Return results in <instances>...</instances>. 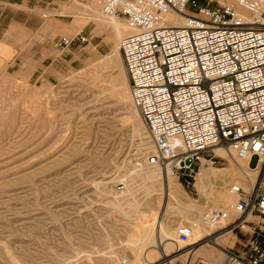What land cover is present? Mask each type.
<instances>
[{"label": "rangeland", "instance_id": "rangeland-1", "mask_svg": "<svg viewBox=\"0 0 264 264\" xmlns=\"http://www.w3.org/2000/svg\"><path fill=\"white\" fill-rule=\"evenodd\" d=\"M62 2L58 9L43 7L38 71L31 76L34 65L18 60L0 68V264H120L134 254H140L137 264H172L190 246L181 243L178 252L162 255L160 226L177 236L179 225L190 224L196 214H187V207L201 202L199 171L222 169L229 161L210 148L192 176L174 174L169 181V170L161 168L158 176L148 175L145 157L154 144L132 106L128 82L117 78L120 39L94 1ZM80 31L90 43L55 48L57 38ZM228 178L224 174L219 182ZM176 186L181 196L174 201L169 191ZM114 197L126 211L138 202L139 212L123 216L108 204ZM151 225L156 243L129 251L125 244ZM223 225L221 220L206 229Z\"/></svg>", "mask_w": 264, "mask_h": 264}, {"label": "built area", "instance_id": "built-area-1", "mask_svg": "<svg viewBox=\"0 0 264 264\" xmlns=\"http://www.w3.org/2000/svg\"><path fill=\"white\" fill-rule=\"evenodd\" d=\"M92 1L131 29L118 50L130 99L154 144L148 165L192 176L213 146L262 159L255 190L247 194L229 186L238 195L236 217L192 241L191 228L179 225L177 240L190 247L210 243L224 230L242 229L253 213L264 222V0ZM171 14L182 15L181 24ZM75 43L90 38L80 31L57 38L54 46ZM228 218L227 210L214 208L203 213L202 222L209 227ZM247 233L241 250H225L223 264H264V227H248Z\"/></svg>", "mask_w": 264, "mask_h": 264}, {"label": "bare ground", "instance_id": "bare-ground-1", "mask_svg": "<svg viewBox=\"0 0 264 264\" xmlns=\"http://www.w3.org/2000/svg\"><path fill=\"white\" fill-rule=\"evenodd\" d=\"M231 2L230 0H228ZM96 11V10H94ZM103 14V13H102ZM98 16V15H97ZM106 22L112 25V28L115 30L116 37L121 39L123 34H129L131 32V29L127 26L124 20H120L116 17L112 16H106ZM182 15L180 14H171L168 16V18L176 24H181L182 22ZM104 17V18H105ZM100 19V18H99ZM102 19V18H101ZM98 22V19H95ZM103 20V19H102ZM102 23V22H101ZM99 25H101L99 23ZM103 26V25H102ZM127 30L129 31L127 33ZM120 41V40H119ZM119 45V43H118ZM116 54L118 56L120 67L118 69L117 78L121 77L122 81L128 82L127 75L124 69V65L122 62V58L120 56L118 46L116 47ZM111 62V61H110ZM132 102V101H131ZM134 107V105L132 104ZM135 108V107H134ZM133 108V109H134ZM136 109V108H135ZM134 109V110H135ZM136 113L139 114L138 110H135ZM141 117V116H140ZM142 119V118H140ZM143 122V120H142ZM144 123V122H143ZM214 147V148H213ZM213 152L216 155H219L221 157H225L229 161V165L222 169H215L213 167H209L207 169H202L199 171L197 176V188L199 190V199L201 202H197L198 200L193 201L189 207H187V214L191 211L195 212L196 217H194L193 220L190 221V224L188 226L191 228V237L190 240H195L198 237H201L207 232H210L211 229H206V226L202 222V215L206 211L205 209H214L218 208L220 210H227L229 213V218L227 220H222V222L225 224L228 222L231 218L237 216V212L234 210L233 205L235 204L236 200L238 199V195L232 193L229 190V186L231 184H237L242 187L243 191H253L256 188V181L258 179L259 173L262 171L263 162L262 159H255L250 157L240 158L238 157L233 151H227L225 148L220 146H213ZM230 153V154H229ZM232 154V156H231ZM256 160L257 165L251 167V163ZM160 167L153 165L151 167L149 165L148 170H146L147 174L149 175L151 173V176H158V169ZM169 172L167 173V177L169 181H172V175H174L169 168H167ZM228 174L229 178L224 181V183H220L219 179L224 175ZM148 176V177H151ZM179 187L176 186L175 189L172 191H169V196L176 201L179 196H181V192H179ZM105 193H111L112 191H103ZM149 192V191H148ZM113 193V192H112ZM194 203L200 204V206H196ZM108 204L113 208L114 210H117L120 212L123 216L128 217V213L132 212L133 214H137L139 212V203L136 201H132L128 204L129 210L126 211L117 201V197H114V201L108 202ZM170 208H174L171 203L168 204ZM169 208V209H170ZM177 208V207H176ZM171 211V210H170ZM175 213L178 212L175 208L173 209ZM186 211V210H185ZM182 212V211H181ZM132 214V216H133ZM191 214V213H190ZM139 215V214H138ZM131 216V215H130ZM184 216L185 213H184ZM252 217V215H248V217ZM132 218V217H131ZM212 226V225H211ZM245 227V225H243ZM133 229H136L135 227ZM140 229V228H139ZM148 231L141 232L142 237L138 239L133 244H125V247L129 251H138V253L141 252L146 246L148 245H154L157 241V235L159 239V244H161V253L162 255H167L172 250H178L182 244L177 240V236L174 235L173 231L170 228L165 227L164 225L160 226V229L157 233V235L153 232V226H148ZM152 248V247H151ZM140 249V250H138ZM140 251V252H139ZM155 252L152 251L150 254H154ZM136 255L133 260H130L128 258H124L121 260H118L120 264H137L139 261L140 254H134ZM124 260V261H123ZM140 262V261H139ZM149 262V260H148ZM147 262V263H148Z\"/></svg>", "mask_w": 264, "mask_h": 264}, {"label": "crops", "instance_id": "crops-1", "mask_svg": "<svg viewBox=\"0 0 264 264\" xmlns=\"http://www.w3.org/2000/svg\"><path fill=\"white\" fill-rule=\"evenodd\" d=\"M59 2L62 0H0V68L18 60L23 67L34 65L31 76L38 71L37 63L41 61V58L37 54L42 44V35L38 30L46 23L42 20L43 7L58 9L61 7ZM62 3L68 7L65 2ZM57 49L67 51L69 47ZM52 53L51 51L46 58ZM244 225L264 227L261 226L260 219L256 221L252 217L251 219L246 218ZM243 228L224 230L216 236L215 241L190 247L187 255L179 253V249L173 251L178 254L172 258V264H223L224 252L227 248L235 246L240 248L249 241L250 237H242L247 232ZM241 232L245 233L239 235L242 234Z\"/></svg>", "mask_w": 264, "mask_h": 264}]
</instances>
